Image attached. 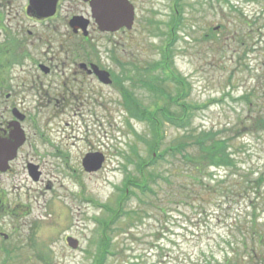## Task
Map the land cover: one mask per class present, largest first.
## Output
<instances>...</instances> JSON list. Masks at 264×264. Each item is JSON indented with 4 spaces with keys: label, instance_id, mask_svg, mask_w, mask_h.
I'll use <instances>...</instances> for the list:
<instances>
[{
    "label": "rangeland",
    "instance_id": "374dc122",
    "mask_svg": "<svg viewBox=\"0 0 264 264\" xmlns=\"http://www.w3.org/2000/svg\"><path fill=\"white\" fill-rule=\"evenodd\" d=\"M130 1L132 28L92 41L101 60L112 52L121 82L81 91V103L64 109L54 102L34 104L40 121L33 133L34 159L42 176L35 181L23 174L11 185L18 193L16 264H97L101 221L110 226L102 264H234L227 259L234 252L244 255L246 243L257 249L256 259L234 260L264 264V242L258 243L264 236V0ZM81 2L63 0L62 7ZM28 4L0 0V38L5 27L15 35L18 25L33 29L34 39L43 35L51 20L38 22L26 12ZM63 19L54 18L52 27H58L48 28L69 38ZM167 48L176 79L187 83L178 103L191 105V125L185 130L162 122L160 138L140 112L166 103L172 112L183 110L144 84L163 87L172 97L183 87L169 72L151 69ZM52 87L45 88L54 96ZM127 91L137 109L125 105ZM202 136L203 150L197 142ZM156 137L162 143L153 147ZM179 142L186 147L171 150ZM214 148L226 150L231 162L218 166ZM95 151L105 161L98 171H87L83 159ZM201 151L212 158L198 166L205 185L197 184V166L185 158ZM68 238L78 241L77 248Z\"/></svg>",
    "mask_w": 264,
    "mask_h": 264
},
{
    "label": "flooded vegetation",
    "instance_id": "af4514ba",
    "mask_svg": "<svg viewBox=\"0 0 264 264\" xmlns=\"http://www.w3.org/2000/svg\"><path fill=\"white\" fill-rule=\"evenodd\" d=\"M82 1L62 7L63 0H58L56 12L51 16L39 15L31 0L26 7V12L41 23L52 22L63 15V21L71 29L69 38H64L66 34L60 32L54 36L48 27L54 29L58 26L53 25V28L51 22L41 32L43 35L35 39L33 29L19 28V25L15 35H10L5 27L6 36L0 38V218L4 219L0 220V264L17 262L14 242L16 224L13 219L18 217V193L12 188L16 187L17 180L23 174L33 179L32 169L35 166L40 171L39 180L42 176L41 164L34 159L38 148L34 146L33 133L40 122L35 115L34 104L39 107L54 102L62 109L75 106L79 101V92L111 85L103 81L100 73L107 74L106 78H111L115 83L121 81L114 71L112 52L107 51L109 56L101 60L102 52L92 50V41L95 38L117 37V32L124 34L127 29L101 30L92 18L91 4L87 0ZM75 16L88 19L86 29L72 25ZM2 28L0 12L1 31L4 30ZM38 45L47 47L38 51L35 50ZM123 68L120 75L125 76L127 68ZM49 86L56 90L54 96L46 90L45 87ZM47 97L48 100H45ZM7 226L12 231L3 230Z\"/></svg>",
    "mask_w": 264,
    "mask_h": 264
},
{
    "label": "trees",
    "instance_id": "16d2710c",
    "mask_svg": "<svg viewBox=\"0 0 264 264\" xmlns=\"http://www.w3.org/2000/svg\"><path fill=\"white\" fill-rule=\"evenodd\" d=\"M180 1V0H178ZM178 5V6H177ZM176 5V12H175V15H174V18L173 21H174V25H173V33L176 31V28H177V17H179L178 13L180 12L179 10V4ZM177 19V20H175ZM171 44V43H170ZM170 59H171V51L169 48H167V50H165L163 52V58L162 60H160V62H155V64L152 65L151 69L152 68H161V70L164 72V73H167L169 72V75H168V78L171 79V80H177L176 77H177V74L171 70V62H170ZM154 76L151 78L152 80H154ZM162 81H166L164 77H162ZM179 83H181V85L183 87H181L176 96H173L171 94H169L165 88L163 87H160L158 85H154V84H150L149 82H144V84L149 87L150 89L156 91V92H161V94L170 100V102H174V104H177L179 105L180 107L183 108V110H180V111H174L172 112L171 111V108L169 107V103H166L164 104V107L161 106V105H157V107L155 108V110H144L142 109L141 112H140V117L143 121H145L146 123H148L149 127H151V130H153V132L158 135L160 138L164 137L163 133L160 134V126L162 124V122H169L171 123L172 125H174L175 127H178V128H182V129H185L187 130L191 125V123L188 121V117L191 116L189 115V110L191 108V105L187 106V104H184V105H180L178 103V99L179 97H182L183 95L185 96V92H186V88H187V83L185 81V79H179L178 81ZM151 86H150V85ZM123 91H126L125 88H123ZM126 103L125 105L127 107H131L132 109H137L139 106L138 105H132V103L130 102V100L132 101H136L132 95L130 94L129 91H127V94H126ZM178 106V107H179ZM189 109V110H188ZM189 115V116H188ZM188 134L185 135V137H187ZM191 137H193L191 135ZM204 138H206L205 136H202V137H197V142H198V146L200 147L201 150H203V147H202V144L204 143ZM162 143V140L158 139L157 137L155 138L154 142L152 143V146L155 147V146H159L160 144ZM182 143V144H181ZM187 144V142H185ZM196 143V142H195ZM180 144V145H179ZM173 147V146H172ZM171 147V150H175L177 152H181L182 149L184 147H186V145L183 143V142H179L177 144V146L175 148H172ZM213 153V155L215 156V163L216 164H219L218 166L222 165V162L224 161L225 163L227 161H229V163L231 162L230 159V154H227L226 153V150H224L222 153L221 152H218V149L214 148L213 150H211ZM202 153L199 155V156H193L191 157V153H187L185 154V158L186 160H191L195 163V166H197V169H198V175L199 177L196 178L197 180V184L199 185H205L204 183V176H203V171H202V168L200 169L198 166H203L204 164L202 163V161L204 159H210L212 161V158H210L209 155H211V153L208 155V153L205 151H201ZM162 154H160L158 157H154L153 161H156ZM210 161V162H211ZM144 163L145 161H142L139 164V169H140V172L142 174H147L145 172V169L143 168L144 166ZM212 163V162H211ZM132 178V177H131ZM131 178H127V180L130 182V179ZM134 185V184H132ZM138 187L144 189L142 186L140 185H137ZM123 199V198H122ZM121 199V200H122ZM107 206V205H105ZM112 223V221H111ZM101 224H102V228H101V231H102V236L103 238H101V241L99 243V249H100V254L99 256L97 257V264H102L104 258H105V254L106 252H108V249H109V245H110V242L108 241L107 242V230L108 228L110 227L109 224L106 222V221H101ZM253 234V233H252ZM259 234V233H258ZM264 236L260 233L259 235V240H258V243H262L264 242ZM252 244L250 243H246V245H243V249H244V255H240L236 252L233 253L232 257L231 258H228L227 261H231L233 262L234 264H238L237 262L239 261H235L234 258L236 259H244V258H250L251 260L253 259H256L255 257V254H256V248L255 247H251ZM246 248V249H245ZM102 253V255H101ZM215 260H217L216 258H214ZM250 260V261H251ZM243 261V260H242ZM209 263V262H208ZM249 264V263H248ZM253 264V263H251Z\"/></svg>",
    "mask_w": 264,
    "mask_h": 264
},
{
    "label": "water",
    "instance_id": "95a60500",
    "mask_svg": "<svg viewBox=\"0 0 264 264\" xmlns=\"http://www.w3.org/2000/svg\"><path fill=\"white\" fill-rule=\"evenodd\" d=\"M37 13L42 16H51L56 12L58 0H31ZM92 14L103 31H116L122 27L132 28L135 19L134 6L128 0H90ZM88 21H83L79 16L72 19L73 26H82L86 29ZM105 83L111 82L106 78L107 74L100 73ZM105 157L101 153H89L83 160V166L87 171H98L101 169ZM34 180L40 177L37 166L32 169ZM69 245L77 248L78 241L68 238Z\"/></svg>",
    "mask_w": 264,
    "mask_h": 264
}]
</instances>
